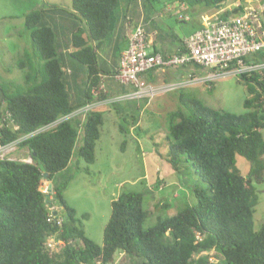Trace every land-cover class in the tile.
Instances as JSON below:
<instances>
[{
  "label": "trees",
  "instance_id": "trees-1",
  "mask_svg": "<svg viewBox=\"0 0 264 264\" xmlns=\"http://www.w3.org/2000/svg\"><path fill=\"white\" fill-rule=\"evenodd\" d=\"M182 1L220 8L228 0ZM118 5L119 0H72L73 14L87 26V31L78 28L72 33L70 56L88 70V90L80 95H75L65 70L58 33L45 21L50 10L26 16L34 55L44 62V69L38 71L26 54L19 66L28 68L27 86L0 83V146L34 133L19 143L32 163L0 160V264H113L119 252L132 264H264V223L255 228L257 186L264 184V67L238 74L249 94L243 114L212 108L196 97L181 98L178 108L167 114V161L172 170L181 173L186 168L207 185L190 191L197 198L194 205L146 228L153 211L146 208L145 194L123 192L111 204L100 245L86 235L77 211L65 199L72 177L56 181V176L76 155L87 164L95 162L105 113L90 111L83 121V114L76 112L92 102V90L100 85L103 70L97 50L112 32ZM241 12L242 7L224 17ZM244 61L263 65L264 52ZM105 97L102 92L101 100ZM138 121L134 118L130 124ZM120 128L127 130L122 124ZM238 157L250 162L247 177ZM45 181L52 185V202L63 208L62 227L49 221L48 196L41 190ZM52 235L63 242L56 253L47 249Z\"/></svg>",
  "mask_w": 264,
  "mask_h": 264
},
{
  "label": "rangeland",
  "instance_id": "rangeland-1",
  "mask_svg": "<svg viewBox=\"0 0 264 264\" xmlns=\"http://www.w3.org/2000/svg\"><path fill=\"white\" fill-rule=\"evenodd\" d=\"M120 1V9L127 1L131 3V10L133 5H137L136 0ZM144 1L146 3L148 0ZM149 1L155 9V12L151 11V18L157 14L154 24L158 30L180 38L193 30L196 16L192 8H188L192 21L182 22L179 17L186 15H175L173 10L166 9L169 0ZM234 1L229 0L226 5ZM262 2L264 0L253 7L258 9ZM52 5L71 8L72 0H0V83L15 82L27 86L28 68L21 69L19 66L26 54L38 71L44 69V62L34 55L32 30L26 28L25 19L35 10L49 9L45 21L50 26H56L53 21L56 12L51 9ZM260 16L264 21V11ZM81 67L86 69L85 66ZM190 70L203 81H198L191 87H183L181 91L185 100L196 97L212 108L235 114L247 111L244 105L249 96L247 86L237 75L223 74L212 81H206L204 79L208 78L211 70L198 66L190 67ZM71 86L78 92L88 90L87 79L81 73ZM91 96L94 97L93 93ZM175 98L174 94L166 93L151 101L145 99L143 105L149 103L145 113H141L133 100L117 98L114 106L106 105L105 122L101 128V138L97 141L95 162L87 164L76 155L67 170L56 176V181L72 177L64 191L65 199L77 211L86 235L96 243L103 245L104 229L111 217V204L123 192L135 190L145 194L146 208L153 211L145 223L147 228L156 224L158 218L172 216L186 205L197 203V198L190 191L195 187L207 186L199 176L193 175L186 168L181 173L173 171L167 161V113L176 108ZM134 118L141 120V130H131L130 123ZM121 124L127 129L125 133L120 128ZM262 133L264 135V130ZM82 137L80 132L78 146L82 143ZM29 156L28 150L21 147L11 155L17 160L28 159ZM237 159L247 177L250 162L243 157ZM44 185L51 184L45 181ZM257 189L259 204L255 213L256 229L264 223V184L258 185ZM113 264H132V261L119 252Z\"/></svg>",
  "mask_w": 264,
  "mask_h": 264
},
{
  "label": "built area",
  "instance_id": "built-area-1",
  "mask_svg": "<svg viewBox=\"0 0 264 264\" xmlns=\"http://www.w3.org/2000/svg\"><path fill=\"white\" fill-rule=\"evenodd\" d=\"M263 11L264 3H261L258 9L250 6L244 8L239 14L212 18L203 28L196 30L185 39V50L166 56L153 49V42L149 39L144 24L137 23L130 33L128 47L122 53L119 67L113 76L117 81L133 87L134 91L129 95V98H145L151 101L161 94L174 92L197 82V79H191L187 82L161 86L145 85L143 76L156 68L173 69L188 65L200 66L212 71L206 81H212L223 74L232 73L238 76L242 72L263 68L264 64L251 66L244 61L246 57L264 52V26L260 16ZM231 64H234V69L229 70ZM102 92H105L104 83L92 90L93 95L98 99L97 102L86 105L76 114L85 115L90 111H97L98 106L102 104L99 99ZM59 122L60 120L39 131L54 127ZM33 134L1 145L0 160H17L11 155L18 151L20 141ZM20 161L32 163V158L29 156L28 159H20ZM41 190L48 196V209L51 212L49 221H55L58 226L62 227L63 208L52 202L54 200L52 186L43 185ZM62 245V240L55 235L50 236L47 240V249L51 253L59 252Z\"/></svg>",
  "mask_w": 264,
  "mask_h": 264
},
{
  "label": "crops",
  "instance_id": "crops-1",
  "mask_svg": "<svg viewBox=\"0 0 264 264\" xmlns=\"http://www.w3.org/2000/svg\"><path fill=\"white\" fill-rule=\"evenodd\" d=\"M260 1L261 0H235L228 5H226L225 2L220 8H208L203 6H189L182 0H169L166 9L168 11L173 10V13L175 15H186L179 17L182 22L192 21V18L188 14V8H192L196 16L193 30L190 33L184 35L183 38H180L179 36L166 34L163 30H158L159 28L154 24V21L157 19V14L155 13V16H153L155 20L154 18H151V11L155 12V9L149 0L146 3L144 0H136L137 5H133L132 10L130 1H127L126 4L124 3L122 9H120L121 1L119 0V5L113 16L112 32L110 36L102 44L99 45V48L97 50L101 59V68L103 70V72H101L100 74V84H105L104 94L106 97L105 99L101 100L102 104L99 105L96 110L104 112L105 107H107L108 105L114 106L113 104L115 103L117 98L133 100V102L141 110V113H145L147 107L149 106V103L143 105V100H145V98H129V95L134 91L133 87L117 81L113 76L119 67L122 53L128 47L129 36L135 24L140 22L144 24L149 39H151V41L153 42V49L156 52H159L163 55H173L181 50H184L185 39L196 30L203 28L207 24L208 20L217 17L223 18L226 13H229L232 10L240 7H242V11L246 7H255V5H257ZM51 9L56 12L53 18L56 26L51 27H53L58 33V44L62 51V56L66 66L65 70L68 73L71 83H75L77 81L79 73H81L84 78L88 79L87 68H82L81 65L70 56V54L74 51L72 44V33L75 29L78 28L87 31L85 22L82 21L80 17L73 14L72 7L66 8V11L54 8ZM262 24L264 26L263 20ZM195 66L196 65H188L185 67L173 69L156 68L155 70L148 72L143 76V83L145 85L161 86L164 84L176 82H187L190 79H197V82L195 83H198V81L203 80L197 78L195 76V72L190 70V67ZM182 89L183 88H180L174 92H170L176 97V100L174 101L176 105L175 109L178 108L180 99L183 98L181 91ZM74 93L75 95H80L82 91L78 92L76 89H74ZM97 100L98 99L96 98V96H94V99L91 103H95L97 102ZM81 116L82 120L84 121L85 115ZM141 125V120H139L136 125L132 124L131 130L138 128Z\"/></svg>",
  "mask_w": 264,
  "mask_h": 264
},
{
  "label": "water",
  "instance_id": "water-1",
  "mask_svg": "<svg viewBox=\"0 0 264 264\" xmlns=\"http://www.w3.org/2000/svg\"><path fill=\"white\" fill-rule=\"evenodd\" d=\"M41 168L44 169V166L42 165ZM45 177H47V174H45ZM51 186H52V185H51Z\"/></svg>",
  "mask_w": 264,
  "mask_h": 264
}]
</instances>
